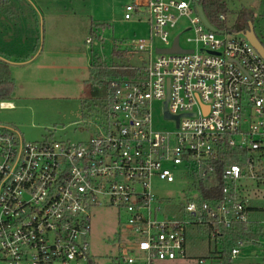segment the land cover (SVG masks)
<instances>
[{"label":"built area","instance_id":"1","mask_svg":"<svg viewBox=\"0 0 264 264\" xmlns=\"http://www.w3.org/2000/svg\"><path fill=\"white\" fill-rule=\"evenodd\" d=\"M199 7L202 0L125 6L126 20L148 19L151 39L117 49L146 58L109 62L133 74L110 81L89 120L95 132L88 140L27 142L15 127L0 125V264H100L90 233L92 213L103 207L122 218L119 253L109 264L188 261V234L203 232L217 253L197 264H224L226 234L249 224L261 228L257 244L264 251V207L253 209L250 188L241 184H264V59L244 33L206 17L215 30L208 27ZM156 37L165 45L155 46ZM177 39L183 51L169 52ZM159 103L172 130L155 126ZM230 150L245 153L243 164L228 165L220 195L206 199L202 182ZM178 178L187 189L180 201L157 194L156 179ZM244 244L231 248V262Z\"/></svg>","mask_w":264,"mask_h":264},{"label":"rangeland","instance_id":"2","mask_svg":"<svg viewBox=\"0 0 264 264\" xmlns=\"http://www.w3.org/2000/svg\"><path fill=\"white\" fill-rule=\"evenodd\" d=\"M28 1L38 13V39L30 34L27 38L0 36V52L11 57L10 73L15 83L10 98L14 107H0V125L15 127L27 142L86 141L95 132L89 120L95 121L96 104L106 96V90H99L93 59L100 56L106 62L141 64L145 54L131 56L122 51L121 56H116L112 50L124 48L133 40H150V23L144 17L124 18V8L131 0ZM227 4L230 13L226 27L240 29L241 10L249 9L253 13L255 33L264 45V0H227ZM185 21L172 30L171 37L182 30ZM186 35L181 36L183 46H187ZM89 38L92 42H88ZM153 41L155 46L165 45L158 37ZM154 123L158 129L175 127L173 122L164 120L160 103L155 107ZM184 182L180 178L172 183L156 179L155 190L158 195L177 202L187 192ZM241 184L250 188L254 207H264V184L258 179ZM121 220L110 207L92 213L90 249L100 264H109L119 253L117 233ZM213 250L214 245L208 243L204 232L190 233L188 261L155 264H197L198 257ZM233 264H264L262 246L244 244Z\"/></svg>","mask_w":264,"mask_h":264},{"label":"trees","instance_id":"3","mask_svg":"<svg viewBox=\"0 0 264 264\" xmlns=\"http://www.w3.org/2000/svg\"><path fill=\"white\" fill-rule=\"evenodd\" d=\"M202 6L206 17L211 23L226 27V22L219 20L220 14H225L228 18L230 9L228 8L227 0H202ZM242 26L240 29L234 28V32L246 33L250 29V23H253V13L249 9H242L241 13ZM39 19L38 13L33 8L28 0H0V36L7 37L14 35L16 37L30 34L33 39H38ZM113 55L121 56L122 50L117 47L112 50ZM11 57L0 52V102H12L10 100L14 90V79L10 73ZM92 66L98 68L97 83L99 90L107 91L110 81L120 76H132V72L125 69L110 68L109 62L102 60L100 56L93 59ZM105 91V92H106ZM240 151V150H239ZM239 151L230 150L223 157L221 163L217 165L215 174L209 179L202 182L200 187L202 195L209 200H214L221 193L224 186V169L232 163H241L243 160L239 158ZM242 152V151H240ZM255 210H262V208L253 207ZM247 227V229H245ZM261 236V228L255 224H249L239 227L234 231L226 234V240L222 245V252L220 254L221 261L224 264H233L230 261V250L232 247L238 245L239 241L245 242V245L256 244ZM217 253L214 249L210 254Z\"/></svg>","mask_w":264,"mask_h":264},{"label":"water","instance_id":"4","mask_svg":"<svg viewBox=\"0 0 264 264\" xmlns=\"http://www.w3.org/2000/svg\"><path fill=\"white\" fill-rule=\"evenodd\" d=\"M199 12L202 16L203 21L207 24L208 27L215 30V27L212 26L209 21L207 20L205 13L203 11L202 7H199ZM245 37L247 40L252 44V46L257 50V52L261 55V57L264 59V45L258 38V36L255 33L253 23H250V29L245 33ZM167 51V50H164ZM169 52H180L181 47L179 46L178 39L176 40L175 47L173 49L168 50ZM166 117H169V114L166 113Z\"/></svg>","mask_w":264,"mask_h":264},{"label":"crops","instance_id":"5","mask_svg":"<svg viewBox=\"0 0 264 264\" xmlns=\"http://www.w3.org/2000/svg\"><path fill=\"white\" fill-rule=\"evenodd\" d=\"M93 69L95 70V68L93 67ZM97 70V69H96ZM96 77L98 78V70H97V75H96ZM97 78H96V80H97ZM13 105H14V103L13 102H11Z\"/></svg>","mask_w":264,"mask_h":264}]
</instances>
